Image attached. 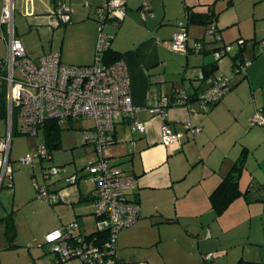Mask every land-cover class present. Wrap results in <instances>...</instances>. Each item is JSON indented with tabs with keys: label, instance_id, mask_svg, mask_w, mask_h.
<instances>
[{
	"label": "crops",
	"instance_id": "crops-1",
	"mask_svg": "<svg viewBox=\"0 0 264 264\" xmlns=\"http://www.w3.org/2000/svg\"><path fill=\"white\" fill-rule=\"evenodd\" d=\"M3 1L0 0V16ZM105 1L69 0L70 21L61 26L55 14V0H13V22L17 9L28 18L14 25L15 33L33 58L57 51L65 63L90 64L94 62L100 30L94 19L95 8ZM125 1V18L119 23L106 21L104 30L113 34L110 48L119 52L127 64L131 96L136 104L151 107L161 97L171 96L175 88L193 93L208 86L197 75L204 65L214 61L210 52L181 53L169 46L176 22L187 21L191 12L203 18L211 11L215 17L221 40L207 44L206 50L243 38L246 39L243 55L250 62L245 73L234 74L233 57L230 56L228 64L223 63L224 57L216 61V71L229 75L231 86L211 108L204 109L197 103L191 105L192 110L182 105L166 107L165 120L179 134V146L162 142V119L147 110L136 115L145 123L141 133L132 131L127 119L116 122L114 142L105 146L102 153L135 179L136 187L129 197L140 207L138 220L118 234L119 259L124 264L141 260L148 264H264V126L249 123V117L256 110L264 111V51L258 47V42L264 40V0H146L153 12L146 20L138 10L144 0ZM4 30L0 23V58L7 51ZM187 30L190 43L205 38L206 25L202 22H190ZM22 36L29 38L26 41ZM81 118L92 121L86 128L87 141L86 135L94 122L88 117ZM80 119L69 120L64 125L71 127ZM184 122L200 127V131L191 132L183 126ZM212 127L222 135L229 133L220 146L214 142L219 135L208 136ZM41 130L43 137L30 141L19 160L33 152L44 139V128L38 132ZM16 135L22 134H13ZM244 148L247 157L239 186L249 194L237 197L217 215L209 194ZM11 149L12 146L11 185L3 186L9 191L12 207L33 198L36 192L33 181H41L40 170L45 160L32 166L36 170H32L28 180L23 173L15 172ZM79 171L83 174V167ZM74 173L80 175L62 166L61 172L51 178L52 184L58 185L50 190L61 193L56 202L59 204L51 206L54 225L58 228L76 220L80 231L89 234L94 231V187L85 179L67 182L66 178ZM83 184L89 186L83 188ZM86 202L89 204L85 205ZM85 207L88 209L84 211ZM49 253V256L46 252L38 253L35 264H50L54 255ZM206 253H212L209 260L204 258ZM61 264L84 263L73 258Z\"/></svg>",
	"mask_w": 264,
	"mask_h": 264
},
{
	"label": "built area",
	"instance_id": "built-area-1",
	"mask_svg": "<svg viewBox=\"0 0 264 264\" xmlns=\"http://www.w3.org/2000/svg\"><path fill=\"white\" fill-rule=\"evenodd\" d=\"M13 0H4L0 23L4 25L7 51L0 58V94L4 98L7 119V133L0 136V188L11 185L12 165L10 161L11 139L14 133L36 136L48 121L63 126L69 120L88 117L94 125L86 139L92 143L98 156L90 160L83 168V174H71L66 180L76 183L85 179L94 187L93 210L94 231L101 237L82 233L76 220L62 224L44 235L45 243L51 246L54 259L50 264L62 263L73 258L84 264H122L117 252V240L120 231L134 224L140 216V207L129 193L136 187L134 178L113 164L103 155L105 146L114 142L113 132L116 122L127 119L134 132H143L145 123L136 115L147 110L162 119L160 125L161 139L166 145L179 146V134L165 120V109L169 106H185L192 110L193 103L206 109L217 102L231 86L229 75L214 73L204 75L200 72L197 79L205 81L208 86L196 94L183 88H175L171 96H163L151 107L136 104L132 100L130 77L126 62L120 58L110 63H103L102 56L111 44L113 34L103 27L106 21L121 20L127 9L125 0H107L96 7L95 18L99 23L96 39L95 58L90 64H69L61 60L57 51L48 52L33 58L27 54L20 38L15 35L13 22ZM69 0L55 1V14L61 22L70 19ZM143 20L153 16L148 3L144 0L139 8ZM206 34L212 44L221 40V35L211 20ZM209 44V43H208ZM245 40L240 38L220 43L209 50L214 62L229 55L233 57L234 74L246 72L249 60L241 58V49ZM172 50L188 53L201 52L204 44L200 40L189 42V35L184 20H178L176 29L169 42ZM264 51V40L259 43ZM13 112L19 122L13 126ZM253 126H264V111L256 110L250 117ZM183 126L191 132L200 131V127L184 122ZM48 154L44 139L35 150L20 158L22 164L33 166ZM62 170L61 165L43 166L40 170L41 181L34 180L33 185L38 197H45L50 204L61 198V193L52 192L47 182ZM207 237L209 234H206ZM212 253H206L209 260ZM136 264H148L138 261Z\"/></svg>",
	"mask_w": 264,
	"mask_h": 264
},
{
	"label": "rangeland",
	"instance_id": "rangeland-1",
	"mask_svg": "<svg viewBox=\"0 0 264 264\" xmlns=\"http://www.w3.org/2000/svg\"><path fill=\"white\" fill-rule=\"evenodd\" d=\"M25 19L28 20V18L22 16L17 9L14 14V25L18 26L19 23L23 21L25 22ZM61 26H63V24H61ZM28 38L29 37L24 36L23 40L27 41ZM229 60L231 62L230 56L227 55L223 58V63L228 64ZM12 122L14 127L18 125L19 119L16 112H13ZM91 123V120L81 118L78 120V123L72 124L71 127H66V125L61 127L60 145L52 149V158L46 159L44 161L45 165H61L65 166L70 173L76 171L81 174L79 169L87 165L90 160L97 157L98 153L93 144L87 143L85 140V133L87 131L86 128L91 125ZM6 133L7 119L0 117V136L5 135ZM215 135L219 136L215 137ZM20 136L25 137L26 139H17ZM208 136L215 137L216 139L214 142L216 145L220 146L223 137H228L229 133H224L222 135L221 133H218V130L212 127L208 131ZM41 137H43V130L40 131L37 137L29 135H16L12 138L11 159L13 160V167L15 172L23 173L28 180L32 170L36 169L31 165L22 164L18 158L24 154L21 152L30 141H36V138L39 140ZM47 182L49 183V186H51L50 188L58 185L55 183L52 184V179ZM240 182L242 188H244V181L241 180ZM89 184H83L82 187L86 188ZM33 193V198L30 199L29 202L20 204L16 203L11 207V196L7 187L2 186L0 188V217L12 209L15 210L14 216L17 231L14 241L16 246L14 248L7 249V241L3 235V225H0V264H35V261L37 260L36 255L38 253L46 252L45 255H50L49 251H51V246L45 243L44 235L47 231L56 227V225H54V216L51 211V206H56L59 203L51 205L47 198L38 197L36 192ZM60 204L67 205L65 202H61ZM88 204L89 203L86 202L85 205ZM5 206H8L6 207L7 211L5 210ZM87 209L88 208L85 207L84 211Z\"/></svg>",
	"mask_w": 264,
	"mask_h": 264
},
{
	"label": "trees",
	"instance_id": "trees-1",
	"mask_svg": "<svg viewBox=\"0 0 264 264\" xmlns=\"http://www.w3.org/2000/svg\"><path fill=\"white\" fill-rule=\"evenodd\" d=\"M69 4H70V2H69ZM125 5H126V1H125ZM140 7H141V5L139 6V8ZM126 9H127V6H126ZM70 14H71V12H70ZM126 14H127V12H126ZM126 14H125V16H126ZM125 16L123 17V19L125 18ZM94 19L97 22V20L95 18V13H94ZM123 19L113 20V21L119 23ZM179 20H184V19H179ZM211 20H213L215 22V17L211 11H208L207 15H205L203 18H201L200 14H197L195 12H191L187 17V21H185V20L184 21L186 22V26L190 22H202L206 25V28H207V25L209 24V22ZM58 21H59V24L64 25L65 23L69 22L70 19L67 22H61L58 18ZM98 25H99V23H98ZM215 27H216V24H215ZM103 29H104V27H103ZM216 29H217V27H216ZM15 35H16V33H15ZM197 40L202 41L204 44V48L201 50V52L209 51V50L205 49L206 45L208 43L211 44L210 39L208 38V36L206 34V31H205V38H201V39H197ZM244 40H245V44H246V39H244ZM259 43H260V41L258 42V47H259ZM244 48L241 49V55L240 56H241V58L248 60L243 55ZM120 58H121V54L119 52L111 49L110 46L104 50L103 56H102V60H104V62H106V63L113 62V61L120 59ZM216 70H217V65H216V62H214V61L211 64L204 65L202 67V72L204 73V75L214 73ZM193 93L196 94L197 92H193ZM217 102H214L208 108H211ZM5 109L6 108H5V104H4V98H3L2 94H0V117H5V112H6ZM60 130H61V126L58 125L54 121H48L44 125V142L47 145L48 154L45 157V159H43V161L46 159H51L52 158L51 157L52 149L54 147L60 145ZM246 157H247V149L244 148L241 151V154L239 155V157L234 161L230 171L227 174H225L224 176H222V178L219 181V183L217 184V186L209 194V201L211 203V206H212L214 212L217 215L222 213L226 209V207L237 197H239V196L247 197L248 196L249 191L247 189L242 190L239 186V177H240V174L243 170ZM50 165H56V164H48V165H44V166L47 167ZM94 193H95V191H94ZM14 215H15V210L12 209L7 215L0 218V223H2L4 226L3 235L5 236L6 241H7V245H6L7 248H14L16 246L14 243V240H15L17 231H16V224H15ZM93 234L95 235V237H101V236L104 237V235H99V233L97 231H93L90 233V235H93ZM53 259H54V257H53ZM55 264H61V263H55ZM122 264H124V263L122 262Z\"/></svg>",
	"mask_w": 264,
	"mask_h": 264
}]
</instances>
